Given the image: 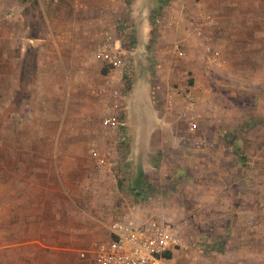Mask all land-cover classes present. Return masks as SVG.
Masks as SVG:
<instances>
[{"label":"rangeland","instance_id":"374dc122","mask_svg":"<svg viewBox=\"0 0 264 264\" xmlns=\"http://www.w3.org/2000/svg\"><path fill=\"white\" fill-rule=\"evenodd\" d=\"M131 1L123 4V10H42L44 0H9L6 7H14V15L7 18L10 10H1L0 36L6 39L18 25H27L32 39L37 40L48 24L54 26L61 18L76 19L84 30L81 37L80 31H70L69 40L80 38L77 42L86 52L80 62H74L79 57L66 50L62 64L65 78L55 84L56 79L39 77L40 49L34 47L31 77L17 94L3 96L0 248H30L27 252L33 264H95L93 259H81L78 250L83 249L79 246L83 247L86 240L82 241L76 231L89 229L90 204L106 197L102 205L118 200L115 216L137 208L144 217L177 230L183 249L174 254L176 264L192 259L195 264H264V86L259 89L248 76L234 79L230 74L223 79L213 60L215 32L213 43L201 46V52L190 57L200 71L192 86L208 90L214 119L221 106L225 108V122L237 123V127L226 132L224 142L190 144L196 150L190 153L192 167L148 175L146 194L139 196L127 190L131 184L127 183V164L135 154L126 141L122 116L119 113L117 132L107 130L103 120L132 87L141 67H147L131 55L137 47L128 12ZM171 1L163 0L162 4L168 7ZM196 3L212 9H193V22L210 14L214 20H235L244 25L240 40L230 31V44L242 57L228 67L231 72L234 68L247 72L253 67L252 47H248L255 42L256 53L264 55V0H194L193 8ZM18 4L23 6L20 10H16ZM253 22L257 37L254 28L248 27ZM109 32L123 34L127 48V69L115 75L92 58L95 47ZM108 75L118 77V82L108 80ZM205 131L214 135L211 127ZM99 159L108 167L100 165Z\"/></svg>","mask_w":264,"mask_h":264},{"label":"crops","instance_id":"0c3cea01","mask_svg":"<svg viewBox=\"0 0 264 264\" xmlns=\"http://www.w3.org/2000/svg\"><path fill=\"white\" fill-rule=\"evenodd\" d=\"M44 1L46 4L41 7L42 10H123L125 4L111 0ZM162 1L132 0L129 4L131 10L128 12L134 23L137 46L131 55L140 58L139 63L143 62L147 67L140 66V73L132 87L126 89L120 103L110 110L111 115L119 118L120 113L122 116L120 120L127 131L126 141L130 145V151L135 154L127 164L128 184L141 181L148 183V175L159 173V170L166 172L174 169L182 172L191 168L190 153H195L196 150L190 144L224 142L228 138L225 136L226 132L237 127V123L225 122V108L221 106L219 115L214 119V107L210 103L211 95L208 90L192 86V79L199 78L200 71L195 69L190 57L200 53L201 46L213 43V32L217 41L213 60L217 62V72L223 79L230 77V74L234 79L248 76V80L258 85L259 89L264 86V55L256 53L255 42L248 47H252L250 61L253 67H248L247 72L238 68L231 72L228 67L231 62L239 63L242 57L239 49L235 50L230 44V31L234 32L235 39L240 40L244 25L240 26L235 20L233 23H225L221 18L214 20L210 14H204L201 20L193 22V9L210 10L211 7H201L196 3L193 8L194 0H172L166 7ZM20 6L15 5L16 10L23 7ZM73 14L77 15L78 12ZM261 26L264 27V24ZM248 27H252L251 30L254 28V37H257V24L248 23ZM29 29L27 25H18L12 28L14 34H10L8 39L0 36V109L3 96L17 94L25 85L26 78L31 77V52L34 47L40 49L37 60L39 77L56 79L55 84L65 78V67L62 64L65 63L66 50L79 57L74 62H80L83 51L86 52V47L77 42L80 38H74L76 43L69 40L70 31H80V37L82 36L84 27L76 19L71 22L61 18L54 26L48 24L45 33L36 37L37 40L32 39ZM54 38L59 43L52 44L56 42L53 41ZM84 38L86 40L87 36ZM206 49L208 47L205 51ZM205 55L207 57L208 53ZM93 61L96 62L94 58ZM102 69L109 72L106 68ZM49 72L52 74L49 75ZM113 75H108V80L118 82L119 78ZM187 79H190L188 84ZM191 122L196 124L195 131L191 130ZM208 127L212 128L214 135L204 134ZM196 131L197 134H194ZM105 198L90 204L91 210H88L89 214L87 212L89 229L80 226L82 228L76 231L82 241L86 240L83 247L79 246L83 249L78 250L80 257L90 252L87 249L92 246L109 241L108 225L120 214H113L118 200L107 201L104 206L102 204L106 203ZM28 250L30 248L27 247L0 248V264H33ZM81 259L92 260L90 255Z\"/></svg>","mask_w":264,"mask_h":264},{"label":"built area","instance_id":"2783aa9c","mask_svg":"<svg viewBox=\"0 0 264 264\" xmlns=\"http://www.w3.org/2000/svg\"><path fill=\"white\" fill-rule=\"evenodd\" d=\"M125 3L127 0H111ZM9 0H0L1 10H10L5 17L14 15L15 8H7ZM126 42L121 33L109 32L95 47L93 58L109 72L123 73L128 66ZM216 56V55H215ZM103 126L110 132L119 130L118 118L110 113ZM191 130L196 124L190 123ZM98 163L108 167L104 159ZM109 241L98 244L90 255L95 264H176L174 254L183 249V241L175 229L164 226L153 217H144L137 208L116 216L108 225ZM187 264H195L192 259Z\"/></svg>","mask_w":264,"mask_h":264},{"label":"trees","instance_id":"16d2710c","mask_svg":"<svg viewBox=\"0 0 264 264\" xmlns=\"http://www.w3.org/2000/svg\"><path fill=\"white\" fill-rule=\"evenodd\" d=\"M128 189H130L132 193L142 196L143 194H146V192L148 191L149 185L146 182L141 181L140 183L137 184H130V186L128 185L127 190Z\"/></svg>","mask_w":264,"mask_h":264}]
</instances>
